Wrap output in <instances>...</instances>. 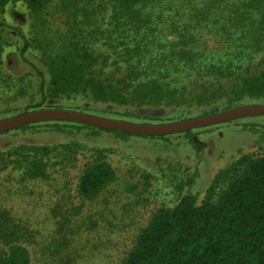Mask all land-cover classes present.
Returning <instances> with one entry per match:
<instances>
[{
    "label": "trees",
    "instance_id": "16d2710c",
    "mask_svg": "<svg viewBox=\"0 0 264 264\" xmlns=\"http://www.w3.org/2000/svg\"><path fill=\"white\" fill-rule=\"evenodd\" d=\"M22 1L32 19L22 54L36 52L48 79L36 66L42 76V101L21 113L44 109L47 99L79 96L126 107L194 108L188 110V116L198 113L204 104L211 109L197 115L264 101L263 61L253 62L264 50V25L260 27L264 24V0H201L204 11L220 13L227 8L225 15L230 20L224 28L229 27L230 35L236 32L232 53L218 59L204 58V52L194 48L191 22H179L180 9L192 6L179 4L186 0ZM7 2L0 0L1 6ZM255 15L258 24L249 21ZM162 34L169 35L162 44L165 51L146 55ZM3 49L0 32V58ZM110 66L125 73L122 77L107 75ZM126 115L134 117L129 110ZM182 118L186 117L174 119ZM40 123H73L78 129L94 132L138 135L68 121L37 122L0 135ZM195 130L138 136L165 139L183 135L197 147ZM81 149L74 142L55 147H0V176L8 171L13 177L7 185L0 182V264H32L29 245L38 248L45 264H79L89 244L101 240L98 228L105 210L86 214L83 208L99 199L117 179L104 151L96 149L87 157L74 179L52 178L51 168L57 163L62 168L76 167ZM12 173L18 175L16 182ZM16 183L21 186L16 190L30 191L39 199L29 204L27 213L42 219L20 218L7 206L10 187ZM45 188L51 194L48 205ZM41 229L46 233L40 234ZM122 264H264V153L240 155L219 172L205 196L189 189L174 206L156 210Z\"/></svg>",
    "mask_w": 264,
    "mask_h": 264
},
{
    "label": "rangeland",
    "instance_id": "374dc122",
    "mask_svg": "<svg viewBox=\"0 0 264 264\" xmlns=\"http://www.w3.org/2000/svg\"><path fill=\"white\" fill-rule=\"evenodd\" d=\"M182 3L186 8L192 4L191 8L180 9L183 13L179 22H191V37L196 42L194 48L203 51V57H208L207 59L226 58L231 54L236 41L234 38L236 32L233 30L230 35L229 27L226 30L224 28V25L228 26L230 20L226 17L229 10L226 8L220 13L217 10L204 11L205 8H200L203 5L201 0L179 2ZM215 12L217 13L213 14ZM258 12L259 9L254 11V13ZM256 16L258 15L251 17L249 21L258 24ZM31 22L28 7L22 0H8L4 6L0 4V32L4 40V49L0 58V118L18 115L42 101V76L36 66L44 71L48 79L47 71L42 67L36 52L29 50L25 55L22 54L24 36L30 35ZM263 25L261 23L260 27ZM168 37L166 34L160 35L158 39L160 41L151 44L149 52L145 54L150 56L153 51L164 52L165 47L162 44ZM172 37L171 35L170 38ZM255 57L253 62L263 61L261 63L263 67L264 50ZM235 58L238 59L237 56ZM106 72L107 75L120 77L125 73L120 70L114 71L112 66ZM56 107L121 120L155 123L177 121L174 118L178 116L186 118L201 116L197 114H203L211 109L204 104L199 107L198 113L193 112L194 115L188 116L187 114L190 113L188 110L194 111V108L126 107L114 103L96 102L82 96L47 99L42 108ZM33 110L34 108L30 109ZM128 110L129 113L134 114L132 119L126 115ZM72 124L53 126L40 123L30 129L2 134L0 147L7 148L21 144L55 147L62 143H79L83 149L78 154L79 161L76 162V167L62 168L57 163L56 167L51 168L52 178L61 181L66 177L74 179L85 159L96 149L104 151L116 171L117 179L99 199L83 208L86 214L105 210L106 216L98 228L101 240L95 239L89 244V248H86V252L79 258V264H122L133 248L141 229L148 224L156 210L174 206L189 189L202 197L205 196L219 172L240 155L264 153V116L248 117L232 123L226 122L210 128L196 129L194 132L197 147L183 135H171L165 139L138 135L122 136L109 131L94 132L90 128L78 129ZM55 160L57 159L54 158ZM12 174L16 182L18 175ZM11 178L13 177H9L6 171L0 176V182L3 181L7 185L13 182ZM17 187H21L20 184L16 183L15 187H10L11 194L8 195L9 200H6L7 206L12 211L18 212L20 218H28L32 221L38 217L42 219V216H31L27 213L29 204L39 199L33 197L30 191L16 190ZM48 189L45 188L44 195L46 205L51 199ZM45 233L46 231L40 230V234ZM93 244H97V247L93 248ZM29 249L32 253V264H45L37 247L29 245Z\"/></svg>",
    "mask_w": 264,
    "mask_h": 264
},
{
    "label": "water",
    "instance_id": "95a60500",
    "mask_svg": "<svg viewBox=\"0 0 264 264\" xmlns=\"http://www.w3.org/2000/svg\"><path fill=\"white\" fill-rule=\"evenodd\" d=\"M254 116H264V103H247L233 107L225 112L195 116L164 123L134 122L104 117L78 110L44 108L21 113L12 117L0 118V133L37 122L68 121L92 125L96 128L120 130L138 135L166 136L173 133L210 127L224 122Z\"/></svg>",
    "mask_w": 264,
    "mask_h": 264
}]
</instances>
